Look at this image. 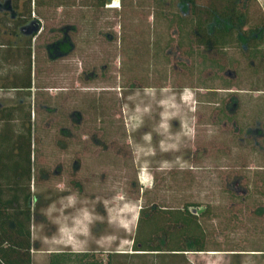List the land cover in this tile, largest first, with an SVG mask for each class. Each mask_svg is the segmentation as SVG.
Returning <instances> with one entry per match:
<instances>
[{
    "label": "rangeland",
    "instance_id": "obj_1",
    "mask_svg": "<svg viewBox=\"0 0 264 264\" xmlns=\"http://www.w3.org/2000/svg\"><path fill=\"white\" fill-rule=\"evenodd\" d=\"M40 1L26 33L0 36L14 49L37 33L31 116L50 176L40 170L34 189L32 264L57 251H92L106 264L109 252L132 247L143 203L184 202L201 204L190 208L197 214L210 206L209 251L140 254L132 264H264V69L250 63L247 39L190 54L180 36L189 26L177 21L192 15L180 0ZM9 4L0 0V17ZM251 6L243 29L263 34L264 50V0ZM0 91V107L24 100ZM87 96L97 110H85ZM218 101L235 122L218 119ZM49 105L58 110L41 111ZM127 255L118 264H130Z\"/></svg>",
    "mask_w": 264,
    "mask_h": 264
},
{
    "label": "trees",
    "instance_id": "obj_2",
    "mask_svg": "<svg viewBox=\"0 0 264 264\" xmlns=\"http://www.w3.org/2000/svg\"><path fill=\"white\" fill-rule=\"evenodd\" d=\"M10 1L16 16L13 20L6 18V23L0 17V23L9 26L10 33L15 36L20 27L27 25L36 16L34 11L35 16H32V5L40 6L42 2L40 0ZM51 1L47 0L46 3L50 4ZM107 1L93 0L88 5L102 8ZM252 1L180 0L183 9L188 10V13L192 15L188 18L178 15L177 21H184L189 26L186 27L188 31L184 34L185 36L182 34L180 36L189 43L190 54L215 52L233 44L237 46L242 38H246L243 50L249 54L250 63L258 60L259 68L264 69V61H261L264 60V50L257 49L263 34L257 41L256 36L250 35L253 26L246 32L242 25V22L243 24L250 22ZM261 23L264 30V21ZM257 28L258 26L256 30ZM36 34L33 31L15 49L9 45L8 50H1L6 54L4 61L13 64L19 57L20 66L24 68L20 74H17L16 70L13 73L10 71L8 73L6 70H3L4 73L0 72V90L13 91L19 96H24V100L16 105L0 107V264H32L31 226L34 220L32 206L35 197L34 189L40 180V170L47 174V177L50 176L47 170L40 168L37 161L39 146L34 135L35 119L31 116L33 112L31 91L37 75L32 41ZM179 44L183 46L181 42ZM69 45L68 41L60 50L70 51ZM192 45L195 48H191ZM0 68L3 69L1 62ZM86 101L87 112L100 107L99 100L95 97L87 96ZM227 103L228 101H218V109H220L218 119L222 116V119H226V123L232 124L235 121H232L233 116L226 114ZM44 110L50 111L51 114L58 109L52 106L50 108L41 106V111ZM75 112L70 111L69 116L72 117ZM93 119L95 120V116ZM261 134L264 138L263 132ZM256 147L259 151L263 146L257 142ZM200 206L201 204L195 202H184L175 208L154 204L149 206L143 203L137 217V227L132 242L133 250L154 254V257L158 258L166 256L164 254L209 251L206 248L207 234L202 226V218L211 215L210 206L205 205L198 214L190 210L191 207L199 208ZM48 264H102V262L92 251H59L50 253ZM106 264H109V260Z\"/></svg>",
    "mask_w": 264,
    "mask_h": 264
},
{
    "label": "crops",
    "instance_id": "obj_3",
    "mask_svg": "<svg viewBox=\"0 0 264 264\" xmlns=\"http://www.w3.org/2000/svg\"><path fill=\"white\" fill-rule=\"evenodd\" d=\"M16 12L11 8V1H10V4H9V8L8 9H5V11L3 12V15L1 16L2 17V20H4V23H6L5 21V19L6 18H9V19H11V20H13L14 18H15V16H16V14H15ZM7 16V17H6ZM28 25V24H27ZM27 25H25V26H23V27H20L19 29H18V31H17V33H16V35L19 33V32H21L22 31V29H24V32L26 33L28 30L26 29L27 28ZM2 26H4V29H0V36H2V34H3V30H6V31H8L9 33H10V28H9V26H6V25H2ZM11 34V33H10ZM11 35H13L14 36V34H11ZM9 45H10V43H8V42H5V43H0V62L2 63V65H3V69H1L0 68V72L1 73H4V71L3 70H6L5 69V65L7 64V63H9V62H6V61H4L3 60V58H4V56L6 55L5 54V52H3V51H1V50H4L5 49V51L6 50H8V48H9ZM16 48V47H15ZM14 48V49H15ZM13 49V48H12ZM15 53V52H14ZM22 61V60H21ZM17 62H19L20 63V59H19V57L17 58ZM24 67L22 66H19L17 69H16V73L17 74H20V72L22 71V69H23ZM9 70V69H8ZM7 72V71H6ZM9 73V72H8ZM138 217V216H137ZM137 217H136V221H137ZM57 252H59V251H57ZM110 253V255L108 256V260H109V264H112V262H113V264H118L120 261H121V256H124V255H126V254H129V255H127V256H130V257H132L130 260H128V262L130 263V264H132L131 263V261H132V259H135V258H141V257H146V256H140V254H145L144 252H135L134 250H133V248L131 247L130 248V250H128V251H123V250H117V251H112V252H109ZM185 254V253H184ZM138 255V256H137ZM134 257V258H133ZM138 260H143V259H138ZM105 262H107L106 260H105ZM142 262V261H141ZM33 263V262H32ZM142 264V263H141ZM144 264H147L146 262L144 263Z\"/></svg>",
    "mask_w": 264,
    "mask_h": 264
}]
</instances>
